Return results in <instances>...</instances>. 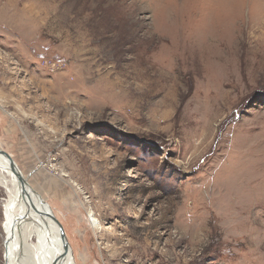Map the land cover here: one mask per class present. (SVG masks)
Here are the masks:
<instances>
[{"label":"rangeland","instance_id":"374dc122","mask_svg":"<svg viewBox=\"0 0 264 264\" xmlns=\"http://www.w3.org/2000/svg\"><path fill=\"white\" fill-rule=\"evenodd\" d=\"M0 148L75 264H264V0H0Z\"/></svg>","mask_w":264,"mask_h":264},{"label":"bare ground","instance_id":"6f19581e","mask_svg":"<svg viewBox=\"0 0 264 264\" xmlns=\"http://www.w3.org/2000/svg\"><path fill=\"white\" fill-rule=\"evenodd\" d=\"M0 188L5 194L0 200V205L5 215L4 230L8 238L6 263L75 264L73 253L72 259L65 256V245L56 226L42 212L43 207L37 197L43 201L44 199L32 187H30L33 190L32 199L27 197L25 188L13 173L9 162L1 155ZM48 209L53 213L50 207ZM88 220L98 234L97 228L101 226L100 222L92 217ZM12 224H15L14 230ZM84 261H89V256L86 254Z\"/></svg>","mask_w":264,"mask_h":264},{"label":"water","instance_id":"95a60500","mask_svg":"<svg viewBox=\"0 0 264 264\" xmlns=\"http://www.w3.org/2000/svg\"><path fill=\"white\" fill-rule=\"evenodd\" d=\"M0 155L3 156L10 164L13 173L15 174V176L17 177L18 181L20 182V184L25 188L26 193H27V197L32 199V194H33V190L30 188V184L27 180V178L23 175V173L21 172L20 168L18 167V165L16 164V162L14 161L13 157L7 153L4 149L0 148ZM38 198V202L39 204L43 207L42 208V212L45 216H47L48 218H50L53 222V224L56 226L61 239L64 242L65 245V249H66V253L65 256L67 258L71 257L72 259V248L67 240V235L65 233L64 227L61 224V222L57 219V217L55 216V214H53L50 209H48L49 204L46 203L45 201L41 200L39 197ZM47 207V208H45Z\"/></svg>","mask_w":264,"mask_h":264}]
</instances>
